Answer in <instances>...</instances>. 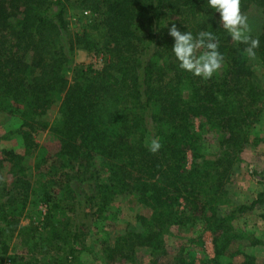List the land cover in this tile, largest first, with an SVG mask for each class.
I'll list each match as a JSON object with an SVG mask.
<instances>
[{
  "label": "trees",
  "instance_id": "1",
  "mask_svg": "<svg viewBox=\"0 0 264 264\" xmlns=\"http://www.w3.org/2000/svg\"><path fill=\"white\" fill-rule=\"evenodd\" d=\"M71 1L90 15L85 16L82 32L69 36L64 13ZM250 5L262 8L261 31L249 35L259 40L255 56L264 63V0H240L241 12ZM172 23L194 38L201 31L214 34L225 63L221 76L204 79L179 67L171 49L174 40L167 31ZM77 47L94 51L103 66L74 64L79 72L69 80L65 69ZM246 47L231 39L219 22V13L206 0H0V123L18 106L21 134L30 147L35 145L33 134L48 125L36 124V118L60 102L59 117L50 129L59 144L56 157L61 159L40 181L46 208L39 224L50 225L52 236L46 243L60 237L55 245L64 252V261L73 255L77 223L81 220L85 227L88 212L101 215L112 197L129 193L149 212L137 216L141 231L129 230L105 248L106 260L133 262L142 248L155 256L164 254L163 235L169 226L201 219L212 235L211 263L221 264L220 258L237 238L227 218L243 214L264 197V191L258 193L227 217L217 213L232 167L249 142V129L264 109V88L252 70ZM137 48L144 50L141 59ZM195 116L204 118L222 136L212 160L185 170ZM145 135L159 140L158 151L149 150ZM2 153L13 177L9 184L0 173V251L6 253L16 237L27 243L39 236L38 225L20 223L34 192L23 155L11 149ZM101 173L103 180H99ZM91 184L94 193L83 198L79 189ZM57 191L62 192L58 200ZM58 211L64 218L62 230L56 229ZM241 254V261L228 264H264V258ZM174 259L172 264H191L181 253Z\"/></svg>",
  "mask_w": 264,
  "mask_h": 264
},
{
  "label": "rangeland",
  "instance_id": "2",
  "mask_svg": "<svg viewBox=\"0 0 264 264\" xmlns=\"http://www.w3.org/2000/svg\"><path fill=\"white\" fill-rule=\"evenodd\" d=\"M261 9L256 5H250L242 12L248 18V34H257L261 31ZM89 15L90 13H84L77 7V1L68 3L64 13L66 35L82 32L84 23L88 19L85 16L89 17ZM203 51V49H197L196 55H201ZM136 52L140 59L144 57L143 49L137 48ZM77 63H90L95 69H100L103 66L100 56H97L94 51L77 47L73 51L72 62L65 69L69 80L79 72L78 68L74 67V64ZM250 63L260 85L264 88V63L259 61L257 56L252 57ZM224 69L225 63L222 62L221 69L212 77L221 76ZM59 103V100L55 101L36 118V124L46 122L48 125L33 134L35 145L31 144L30 147L25 146L21 134L23 128H21L22 120L19 117L20 108L18 106H13L12 112L6 115V119H8L0 123V173L3 179L10 184L13 178L10 172V163L5 159L2 150L11 149L23 155L22 163L27 168L28 178L33 184L34 192L30 194L23 209L20 223L27 227L38 225L36 234L39 236V239L30 238L27 243H23L21 237H16L9 243L6 253L0 251V264H160V262L172 264L178 253H181L185 260L191 264H212V235L207 224L201 219L182 226H169L170 228L168 227L163 235L164 251H161L164 254L155 256L150 254L147 248H142L137 251L133 262L119 259L106 260L105 248L114 245L116 239L129 230L141 231L143 228L137 216L149 212L143 202L129 193H120L112 197L101 215H92L88 212V217L84 219L85 227L81 226V220L76 222L80 227L79 235L73 242V255L67 261H64V252L56 250L55 242H58L60 237L51 240V242H45L47 237L52 235L49 231V224H39L46 208L42 201L39 184L47 177L49 169L54 163L56 164V160L61 159L56 157L59 144L50 129V125L59 117ZM191 128L194 132L193 146L186 152L185 170H189L195 164L201 166L204 161L212 160V157L219 152L218 143L222 136L220 130L210 126L200 116L191 118ZM249 133V142L242 149L238 161L233 165L225 184V193L216 205L219 216L227 217L230 210L241 205V203L239 204L240 200L257 196L258 193L264 191V109L259 120L250 127ZM153 139L156 138L145 135L144 143L150 145ZM97 159L96 162H98ZM58 178L61 180L60 177ZM103 179L104 175L101 173L99 180ZM90 193H94L92 184L79 189V194L83 198ZM61 194L62 192L57 191L56 200L60 199ZM261 198V202L255 206V212L250 217L245 218L247 215L244 216L246 213L244 212L239 216L227 218L226 224L230 227L231 232L237 234V238L230 242L226 254L220 258L221 264L241 261L243 259L242 252L251 254L259 260L264 258V217H262L264 215V197ZM58 212L60 214L57 213L55 218L56 229L62 230L64 218L61 211ZM74 224V221L71 222L69 228L72 229ZM65 239L69 243L70 239L68 237ZM34 242H37V248ZM43 248H47L49 251L45 253L42 251Z\"/></svg>",
  "mask_w": 264,
  "mask_h": 264
},
{
  "label": "clouds",
  "instance_id": "3",
  "mask_svg": "<svg viewBox=\"0 0 264 264\" xmlns=\"http://www.w3.org/2000/svg\"><path fill=\"white\" fill-rule=\"evenodd\" d=\"M206 2L209 8L219 13V22L230 34L231 39L246 44L244 51L247 56L254 57L259 40L248 34V18L240 10V0H206ZM167 31L174 40L171 49L181 69L204 79L211 78L221 69L223 57L217 50L218 43L212 32L201 31L194 38L191 32L180 31L175 23H172ZM197 49L204 51L197 56ZM160 147L159 140L153 139L149 150L156 152Z\"/></svg>",
  "mask_w": 264,
  "mask_h": 264
},
{
  "label": "crops",
  "instance_id": "4",
  "mask_svg": "<svg viewBox=\"0 0 264 264\" xmlns=\"http://www.w3.org/2000/svg\"><path fill=\"white\" fill-rule=\"evenodd\" d=\"M256 196H250L249 198H247L246 200H240L239 201V204L241 203V204H249L254 198H255ZM255 209H256V207H253V208H251V209H249V210H247L246 211V213L244 214V216L245 215H247V216H245V218H248V217H250L251 215H253L254 214V212H255ZM262 217H264V215H262ZM264 220V219H263ZM264 239V238H263ZM264 241V240H263Z\"/></svg>",
  "mask_w": 264,
  "mask_h": 264
},
{
  "label": "built area",
  "instance_id": "5",
  "mask_svg": "<svg viewBox=\"0 0 264 264\" xmlns=\"http://www.w3.org/2000/svg\"><path fill=\"white\" fill-rule=\"evenodd\" d=\"M84 13H87V12H84Z\"/></svg>",
  "mask_w": 264,
  "mask_h": 264
}]
</instances>
